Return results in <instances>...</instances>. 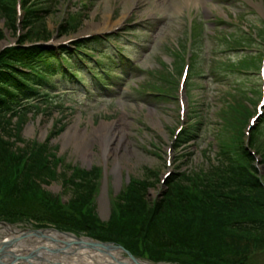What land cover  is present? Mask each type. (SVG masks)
Returning <instances> with one entry per match:
<instances>
[{"label":"rangeland","instance_id":"obj_1","mask_svg":"<svg viewBox=\"0 0 264 264\" xmlns=\"http://www.w3.org/2000/svg\"><path fill=\"white\" fill-rule=\"evenodd\" d=\"M31 8L37 9L38 19L30 26L19 22L16 29L0 9V27L5 35L0 39V50L18 41L22 34L29 37L26 42L51 35L54 42L81 37L87 47L95 50L90 55L98 57L97 50L109 44L104 35L116 33L111 37L145 70L129 66L127 70L136 72L123 75L127 82L114 85L115 91L108 92L92 84L89 89L80 87L74 76L54 80L66 91L77 88L69 95L50 85L37 84L41 90H48L43 91V98L26 102L33 108H20L16 115L8 112L4 121L13 128L14 149L24 152L40 144L54 154V164L51 160L49 170L41 178L46 182L42 186L45 195H37L35 205L44 207L46 214L65 226L58 230L49 223L36 224L28 217L19 222L0 221L22 233L48 228L112 244L118 247L109 251L110 262L111 258L118 259L112 264H122L118 261L130 257L119 249L121 246L151 264H221L205 261L204 255L197 252L156 251L141 236V228L151 218L162 222L181 247L188 245L193 249L201 242L183 220L177 223V200L171 198L170 210L162 209L157 214L155 205L169 198L170 188L177 185L183 173L195 181L208 175L211 166L217 164L220 149L229 150L235 158L236 147L246 146L254 162L252 166L247 161L240 163L254 167L252 178L264 185V113L259 111L261 107L264 110V0H28L20 19L26 22ZM116 24L120 25L111 28ZM107 28L115 30L107 33ZM97 35L104 37L95 41ZM120 35H129L145 45L137 48L131 40L125 45ZM71 48L75 49L74 45ZM105 61L109 63L108 58ZM51 62L48 59L46 64ZM119 65L123 69L115 73L124 74L125 60ZM187 67L189 74L182 82ZM84 74L90 78L87 69ZM85 91L94 98L80 93ZM96 128L103 133L119 130L123 140L116 137L105 155L104 145L110 137L100 136L78 153L75 139L67 142L63 136L67 131L91 134ZM116 165L119 172L115 174ZM90 171L97 172L96 190L91 203L83 206L74 202L71 189L58 175L71 172L75 179L78 176L83 180ZM8 174L0 173L2 209L6 204L4 186ZM132 187H148L145 200L151 205V215L123 214L118 210L117 200L122 193L129 198ZM254 213L249 208L241 215L253 217ZM137 234L139 237L132 239ZM217 236L224 238L225 232L215 236L205 249L207 254L234 255L239 248L236 237L230 234L225 237L227 242L221 243ZM243 238L246 246L249 237ZM88 261L94 264L92 259ZM252 262L264 264L263 249L258 250Z\"/></svg>","mask_w":264,"mask_h":264},{"label":"trees","instance_id":"obj_2","mask_svg":"<svg viewBox=\"0 0 264 264\" xmlns=\"http://www.w3.org/2000/svg\"><path fill=\"white\" fill-rule=\"evenodd\" d=\"M0 9L11 21L10 26L16 29L17 15L14 2L0 0ZM27 19L26 26L37 20V9H29ZM3 37L4 33L0 28V39ZM28 38L27 35H23L24 41ZM42 51L40 46L26 48L21 43L16 47L5 49L0 54V112L7 110L6 101L12 102L16 99L14 90L18 89L17 80L22 78L33 80V77L32 79L28 77V71L18 65L32 64L35 57L40 56L38 54H43ZM12 131L13 128L9 123L5 124L0 115V173H3V176L9 173L4 186L6 204L3 209L0 208V219L16 222L28 217L40 223L47 222L63 228L65 223L51 218L48 213L46 214L44 207L35 205V197L45 195L42 186L46 182L41 178L49 170V163L55 161L54 154L40 144H35L24 152L20 149L17 151L12 141L15 138ZM239 145L236 147L235 158L229 150L220 149L217 164H213L212 171L203 178L195 181L188 174L183 173L177 185L170 188L167 194L169 198L155 206L154 213H161L162 209L170 210L171 198L177 200V223L183 220V223L191 227L202 241L193 249L188 245L181 247L178 239L176 244L168 234L162 222L149 218L148 223L143 224L141 228V236L145 237L154 250L159 252L187 250L189 253L197 252L204 255L205 261H216L221 264H254L252 260L258 250H264V187L258 180L252 178V172H256L255 168L240 163L243 160L252 166L254 160L248 149L243 144ZM96 173L90 171L83 180L78 176L75 179V173L71 175V172H61L58 176H61L64 184L68 182L67 189H71L74 202L87 206L91 203L96 190L98 179ZM147 193L148 187H139V189L132 187L129 198L122 193L117 200L118 210L123 214L133 215L144 212L151 215L153 213L151 205L145 200ZM249 208L255 212L253 217L241 215L242 211ZM225 214L228 216L226 219ZM67 226L80 229L71 224ZM222 231L225 232V237L230 234L236 237L239 246L234 251L236 253L228 257L227 252L216 256L212 253L207 254L206 247L213 243L215 236ZM93 235H96L95 232ZM243 236L249 237L246 239V246L243 245ZM136 237L139 235L135 237L132 235V239ZM225 237L217 236L216 240L226 243Z\"/></svg>","mask_w":264,"mask_h":264},{"label":"bare ground","instance_id":"obj_3","mask_svg":"<svg viewBox=\"0 0 264 264\" xmlns=\"http://www.w3.org/2000/svg\"><path fill=\"white\" fill-rule=\"evenodd\" d=\"M119 24H116L113 27H116ZM106 27V25L103 26ZM110 29V28H107ZM119 130H109L108 132H104L101 130L99 131L97 128L91 132V134L88 133H80L76 134L75 132L71 133V131H67L63 136L66 138V141L69 142L73 138L76 142V150L79 152L85 151L90 144H92L93 141L98 140L100 136H107L109 140L105 142L104 145V153L105 155L109 154L110 150V143L116 138L119 137L120 141L123 140V136L119 135ZM105 134V135H104ZM119 172V165H116L114 167L113 173ZM33 229V228H31ZM22 230L16 229L13 225H2L0 224V248H3L5 246V250H8L6 254L3 257V263L2 264H56V263H63V264H91L88 259H92L94 264H112L113 262L109 261V258L107 255H101L100 253L93 251V250H87L82 247L77 249H71L70 253L73 257V259H69L70 256H63V257H57L54 255H50L49 251H62L65 248V245L72 244L74 239L78 238H71L67 234L58 232L53 229H44L34 232H25L22 233ZM24 237L25 239L23 241H20L19 243L13 245V240L16 238ZM91 240V239H90ZM86 239H81V242L84 243H90ZM46 251V252H45ZM40 253L39 257H32L35 254ZM121 253V252H120ZM17 257H21L23 259L24 257H29V261L24 260H16ZM114 261H117V258H111ZM72 261V263H70ZM125 263L127 260L124 261H118ZM142 264H150L147 262H142Z\"/></svg>","mask_w":264,"mask_h":264},{"label":"water","instance_id":"obj_4","mask_svg":"<svg viewBox=\"0 0 264 264\" xmlns=\"http://www.w3.org/2000/svg\"><path fill=\"white\" fill-rule=\"evenodd\" d=\"M22 239H24V237L16 238L15 240L12 241L13 244H11L10 247H12L13 245L19 243ZM75 244L82 245L81 248H82V247L84 248V247H88V246H90V247H93V248H95L96 250H99V251H100L101 248H105V249H116V248H118V247H116V246H114V245L107 244V243H99V242L84 243V242H81V240H78V242H75ZM71 245H72L71 243L68 244V245H65V248H64L62 251H60V252H61V253H66V252L69 250V248H70ZM7 251H8V250H5V246H3V248L0 249V264H2L1 260L3 259L4 255L6 254ZM51 252H52L53 254L57 253L56 250H55V251H51ZM126 253L130 256V259H131L132 261H134V262L137 263V264H141V263H140L137 259H135V258H134L129 252L126 251ZM39 255H40V253L38 252V254H35V255H33L32 257H30V258L38 257ZM30 258H29V257H24L23 259H21V257H17L16 260H25V261H29Z\"/></svg>","mask_w":264,"mask_h":264}]
</instances>
